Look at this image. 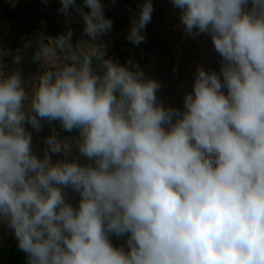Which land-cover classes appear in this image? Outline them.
<instances>
[{"label":"clouds","instance_id":"1","mask_svg":"<svg viewBox=\"0 0 264 264\" xmlns=\"http://www.w3.org/2000/svg\"><path fill=\"white\" fill-rule=\"evenodd\" d=\"M171 3L221 58L218 72L197 67L182 110L158 101L137 62L107 58L105 44L80 50L71 29L38 39L32 60L45 66L30 90L0 71V224L27 264H264V0ZM60 5L92 42L113 28L101 0ZM153 10L144 0L132 19L133 45ZM45 121L78 135L53 132L40 156L28 126Z\"/></svg>","mask_w":264,"mask_h":264},{"label":"rangeland","instance_id":"2","mask_svg":"<svg viewBox=\"0 0 264 264\" xmlns=\"http://www.w3.org/2000/svg\"><path fill=\"white\" fill-rule=\"evenodd\" d=\"M81 2L82 0H76L77 5ZM101 3L104 5L105 16L113 21L112 30L92 42L83 34L84 23L81 19L71 29L73 43L77 44L80 50L91 47L87 42L105 44L107 58L120 63L129 59L137 62L139 53L147 48L148 62L144 72L147 77L161 84L157 98L166 108L172 103L171 96L175 94L178 97V106L183 109L184 93L192 90L198 66L219 71L221 58L215 53L210 36L201 34L193 38L186 35L179 21L180 11L173 7L171 0H152V19L143 30L145 42L138 46L129 42L126 36L131 21L144 0H101ZM60 6V0H15L14 6L11 0L0 2V53H3L0 55V71L22 72L29 90L45 66L32 60L38 39L41 38L52 45L55 43L54 38L67 31L64 30L62 22L66 17L58 11ZM8 12H12L15 21L9 20ZM67 19L74 21L76 17L72 13ZM21 23L27 26L26 30L18 31L15 28L21 26ZM27 28L30 34L24 36ZM28 130L33 134L34 151L40 156H43L46 147L45 138L53 132L58 133L61 138H74L65 133L59 122H42V130L38 133L30 126ZM72 158H78L81 163L86 162L75 148ZM56 159L63 157L53 156V160ZM68 191L70 202L75 205L79 197L70 189ZM13 236L6 225L0 224V258ZM124 243L125 238L121 237L117 246Z\"/></svg>","mask_w":264,"mask_h":264},{"label":"trees","instance_id":"3","mask_svg":"<svg viewBox=\"0 0 264 264\" xmlns=\"http://www.w3.org/2000/svg\"><path fill=\"white\" fill-rule=\"evenodd\" d=\"M0 2L4 3L5 0H0ZM79 6L84 7L85 11H89V9H87V7H85L83 5V0L79 4ZM70 11H71V9H70ZM7 14H8L9 20L15 21L13 15H12V12H8ZM73 15L76 17V20H74V21H72L71 19H69V20L63 19L62 22L64 23L63 24L64 30L72 29L74 24L79 23L81 21V18L78 16V14L73 12ZM26 27L27 26L24 23H21V26H17L15 28H17L18 31H24V30H26ZM24 33H25L24 36L29 35L30 34L29 28H27V31H25ZM148 53L149 52H148L147 48H146V50L143 49L139 53V56L137 57V63L140 65V67L144 71H145V68H146V65L148 62ZM177 98L178 97L175 94L171 96L172 103L170 104L169 107L181 109L177 104ZM65 133L69 136H74V137H76L78 135V133L76 131L65 132ZM111 240L115 246H117L118 243L120 242V238H117L115 236H112ZM9 241L10 242L6 246V249L0 258V264H27L26 254L18 249L16 238L13 236Z\"/></svg>","mask_w":264,"mask_h":264}]
</instances>
